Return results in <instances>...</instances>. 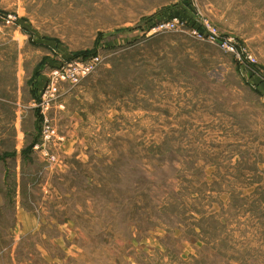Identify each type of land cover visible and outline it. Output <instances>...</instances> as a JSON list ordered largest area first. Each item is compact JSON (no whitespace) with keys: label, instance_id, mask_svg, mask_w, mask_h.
I'll use <instances>...</instances> for the list:
<instances>
[{"label":"rangeland","instance_id":"obj_1","mask_svg":"<svg viewBox=\"0 0 264 264\" xmlns=\"http://www.w3.org/2000/svg\"><path fill=\"white\" fill-rule=\"evenodd\" d=\"M200 263L264 264V0H0V264Z\"/></svg>","mask_w":264,"mask_h":264},{"label":"built area","instance_id":"obj_2","mask_svg":"<svg viewBox=\"0 0 264 264\" xmlns=\"http://www.w3.org/2000/svg\"><path fill=\"white\" fill-rule=\"evenodd\" d=\"M80 65V69L79 71L77 72V74H87L90 72V69H91V66L90 64L84 62V63H81V64H78Z\"/></svg>","mask_w":264,"mask_h":264},{"label":"trees","instance_id":"obj_3","mask_svg":"<svg viewBox=\"0 0 264 264\" xmlns=\"http://www.w3.org/2000/svg\"><path fill=\"white\" fill-rule=\"evenodd\" d=\"M224 241L226 242V240L225 239H223V240H221V242H220V246H224L225 244H224ZM220 253H222V256H224V257H226L225 256V253H223V252H220ZM196 262H198V261H196ZM201 264V263H200Z\"/></svg>","mask_w":264,"mask_h":264}]
</instances>
